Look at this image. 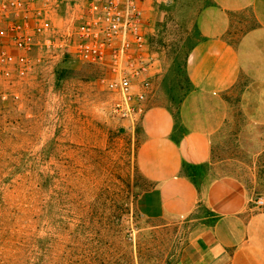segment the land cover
I'll list each match as a JSON object with an SVG mask.
<instances>
[{"label":"rangeland","instance_id":"rangeland-1","mask_svg":"<svg viewBox=\"0 0 264 264\" xmlns=\"http://www.w3.org/2000/svg\"><path fill=\"white\" fill-rule=\"evenodd\" d=\"M72 1L55 13L71 17ZM139 2L147 45L130 116L115 110L112 71L57 47L18 50L8 34L0 42L14 55L0 62V264H187L198 247L194 228L208 211L161 212L136 150L146 106L180 117L201 0ZM221 99L212 160L193 174L232 177L264 199L263 129L238 109V88Z\"/></svg>","mask_w":264,"mask_h":264},{"label":"crops","instance_id":"crops-1","mask_svg":"<svg viewBox=\"0 0 264 264\" xmlns=\"http://www.w3.org/2000/svg\"><path fill=\"white\" fill-rule=\"evenodd\" d=\"M200 6L199 37L184 62L190 93L180 117L164 104L142 110L136 165L153 183L161 212L208 211L194 228L198 247L187 264H264V207H255L232 177L193 174L212 160L213 135L225 116L222 94L238 88V109L264 134V0H201ZM48 9L54 29L73 18Z\"/></svg>","mask_w":264,"mask_h":264},{"label":"built area","instance_id":"built-area-1","mask_svg":"<svg viewBox=\"0 0 264 264\" xmlns=\"http://www.w3.org/2000/svg\"><path fill=\"white\" fill-rule=\"evenodd\" d=\"M62 2L0 0V42L8 34L10 43L18 50L57 47L84 63L112 71L115 77L109 85L119 95L115 110L130 116L134 112L132 77L144 68L143 51L147 45L139 0H73L72 20L57 30L47 21V11ZM13 60V54L0 50V62ZM253 205L263 207L264 199L254 198Z\"/></svg>","mask_w":264,"mask_h":264}]
</instances>
